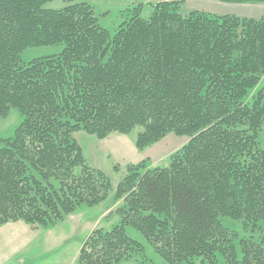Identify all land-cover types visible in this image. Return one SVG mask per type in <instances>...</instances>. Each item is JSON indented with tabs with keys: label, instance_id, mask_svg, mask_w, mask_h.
Listing matches in <instances>:
<instances>
[{
	"label": "trees",
	"instance_id": "16d2710c",
	"mask_svg": "<svg viewBox=\"0 0 264 264\" xmlns=\"http://www.w3.org/2000/svg\"><path fill=\"white\" fill-rule=\"evenodd\" d=\"M0 0V118L23 121L0 139V227L49 229L78 207L105 202L109 177L74 138L130 134L143 151L168 135L188 143L167 168L126 165L119 225L94 230L80 264H119L144 252L132 227L169 264H264V17L182 13V3L139 4L111 35L87 3ZM264 4V0H217ZM63 45L25 63L28 48ZM117 168V167H116Z\"/></svg>",
	"mask_w": 264,
	"mask_h": 264
},
{
	"label": "rangeland",
	"instance_id": "374dc122",
	"mask_svg": "<svg viewBox=\"0 0 264 264\" xmlns=\"http://www.w3.org/2000/svg\"><path fill=\"white\" fill-rule=\"evenodd\" d=\"M161 1L181 2V12L184 14L197 10L217 16L233 15L252 19L264 17V4L235 5L217 0H52L44 8L58 10L70 4L87 3L92 6L100 26L113 35L135 6L146 5L141 17L149 19L153 12L150 4L154 5ZM63 49V45L28 48L21 58L28 63L34 59L60 54ZM263 85L264 78L261 86ZM22 121L20 113L16 109H11L6 117L0 118V139L12 138ZM141 131L142 129L137 127L130 134L115 133L103 140L86 132L75 133L74 138L83 149L89 164L109 177L113 188L108 199L92 208L78 207L73 214L66 216L63 221L49 229L33 228L22 221L9 224L14 230L0 232V264H80V249L91 232L99 229L108 231L121 222L116 211L123 206V202L116 200L115 192L118 183L126 175V165L144 162L142 163L144 170L167 168L172 155L179 153L183 145L189 141L186 136L168 135L156 146L139 151L135 142ZM261 140H263L261 147H264V132ZM223 225L241 235L244 234L246 238L252 236L256 241L264 242L262 224L254 231L251 229L245 231L241 221L224 218ZM126 231L132 239L142 244L144 252L119 264H169L155 252L140 232L132 227H127ZM195 264L200 262L197 261Z\"/></svg>",
	"mask_w": 264,
	"mask_h": 264
},
{
	"label": "crops",
	"instance_id": "0c3cea01",
	"mask_svg": "<svg viewBox=\"0 0 264 264\" xmlns=\"http://www.w3.org/2000/svg\"><path fill=\"white\" fill-rule=\"evenodd\" d=\"M157 144H155L154 146H156ZM154 146H152V147H154ZM183 146H185V144L183 145ZM152 147H150V148H152ZM178 147V146H177ZM177 147H175L174 149L175 150H177ZM147 150V149H146ZM161 150H163V149H161ZM144 151V150H143ZM176 152V151H175ZM174 153V152H173ZM172 153V154H173ZM10 224H14V223H10ZM5 226V227H4ZM4 226H2V227H0V232H4V231H8L9 229L10 230H14V227H12V226H10L9 224H7V225H4ZM8 226V228L6 229V227Z\"/></svg>",
	"mask_w": 264,
	"mask_h": 264
}]
</instances>
